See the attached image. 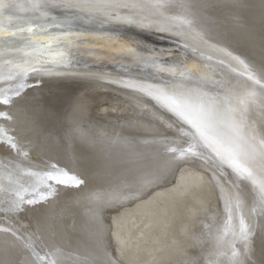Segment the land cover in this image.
<instances>
[{
    "label": "snow or ice",
    "instance_id": "obj_1",
    "mask_svg": "<svg viewBox=\"0 0 264 264\" xmlns=\"http://www.w3.org/2000/svg\"><path fill=\"white\" fill-rule=\"evenodd\" d=\"M221 8L228 11V27L211 36L201 28V20L207 15L204 23L211 28L216 23L212 18ZM112 25L174 38L184 58L174 59L170 50L146 48L139 40L116 34ZM257 27L264 52V0H229L224 4L217 0H0V104L9 109L0 113L9 125L0 127V153L13 157L7 162L0 160V217L4 218L0 221V264H67L66 249L55 227L48 226L46 220L36 225L24 221L29 205L55 194L51 185L44 191L39 185L52 181L81 189L87 187L89 178L48 163L45 167L50 170L41 176L26 168L23 160L16 163L15 159L23 146L34 152L51 147L29 139L34 128L25 116L27 77H96L88 71L74 70L80 62L78 56L135 57L138 63L168 74L167 80L147 87L113 81L146 92L158 110L170 114V131L156 134L162 140L135 141L145 151L120 162L126 180L152 184L163 171L195 164L207 155L236 178L233 184L238 189V203L233 206L230 197L227 210L229 221L234 215L239 218L238 231L236 226L231 228L233 234L241 242L253 234L251 219L246 224L242 214L239 202L243 200L253 212L259 209L264 241V58L249 64L241 58L244 52L235 54L239 49L233 43L237 31L255 43ZM205 52L211 55L205 57ZM217 57L215 67L230 72L235 71L233 65L243 67L244 78L230 79L216 72L213 60ZM202 68L212 71L215 80L202 73ZM56 107L53 100L52 108ZM169 135L177 139L169 140ZM149 150L154 155H149ZM124 191L133 189L117 184L110 198L118 200ZM91 198L100 197L93 193ZM93 252L91 256L82 252L74 264H123L119 258L109 257L106 248V259L99 258V249ZM241 255L246 253L233 251L232 264H245ZM259 264H264V259Z\"/></svg>",
    "mask_w": 264,
    "mask_h": 264
},
{
    "label": "bare ground",
    "instance_id": "obj_2",
    "mask_svg": "<svg viewBox=\"0 0 264 264\" xmlns=\"http://www.w3.org/2000/svg\"><path fill=\"white\" fill-rule=\"evenodd\" d=\"M217 2L224 4L229 0ZM228 15L227 9L221 8L212 18L216 23L211 28L204 23L207 15L200 26L215 36L222 27H228ZM110 28L116 34L139 40L146 48L170 50L175 54L174 59L184 58L174 38H161L151 32L138 33L117 25ZM233 35V43L239 49L236 55L244 52L241 58L249 64L259 63L264 58L258 27L255 43L243 32ZM208 55L211 52H205V57ZM77 59L80 62L74 65V70L88 71L96 77L34 78L31 74L27 77L25 116L33 122L34 128L29 139L51 147L44 152H34L23 146L15 162L23 160L26 168L41 176L50 170L45 167L46 163L56 164L61 171L71 169V174L84 173L89 183L81 189L52 181L39 185L40 191L51 185L55 194L29 205L28 219L24 223L31 220L36 225L46 220L48 226H54L59 242L66 249L67 264H74L82 252L95 255L94 249L100 250L99 258L106 259L105 248L109 257L119 258L123 264H211L212 261L232 264L233 251L246 253L241 255L245 264L248 261L259 264L264 259L259 209L253 212L247 201L239 202L245 223L251 219L253 225L248 241L241 242L231 230L236 226L238 231L239 218L234 215L231 221L228 219L229 198L232 197L233 206L238 203L235 199L238 189L233 184L236 178L229 175L230 170L205 155L195 164H182L180 167H188L185 172H179V177H176L178 169L165 170L152 184H146L126 180V170L119 167L121 161L145 151L135 141L163 139L156 134L170 131L167 129L170 114L158 110L146 92L113 81L147 87L167 80L168 74L160 73L147 63H138L135 57L78 56ZM217 60L218 57L213 60L214 67ZM233 67L234 72L218 67L215 71L227 78L242 80L245 69ZM201 71L215 80L212 71L203 68ZM53 100L57 102L56 109L52 108ZM102 102H106L112 112L103 108L104 114L98 113ZM74 109L77 110L75 115ZM8 112V107L0 104V113ZM0 127H9L3 115H0ZM168 139L177 138L169 135ZM149 155L154 152L149 150ZM12 159L7 153H0V160ZM117 184L122 188L131 187L133 191H124L118 200H112V190ZM93 193L100 198L92 199ZM3 219L0 217V221ZM2 239L0 236V241ZM125 252L129 253L130 260L124 258Z\"/></svg>",
    "mask_w": 264,
    "mask_h": 264
},
{
    "label": "rangeland",
    "instance_id": "obj_3",
    "mask_svg": "<svg viewBox=\"0 0 264 264\" xmlns=\"http://www.w3.org/2000/svg\"><path fill=\"white\" fill-rule=\"evenodd\" d=\"M105 103V104H104ZM102 105H105L106 107H102ZM99 109L97 110V112L98 113H101V114H104V110H103V108H105V110L106 111H108V112H112V109L109 107V105L106 103V102H102V103H100L99 104V107H98ZM186 167H188V166H182V167H179L178 168V170L176 171V177L178 176L179 177V175H180V171H184L185 169H186ZM183 168V169H182ZM185 172V171H184ZM126 253V252H125ZM124 253V254H125ZM128 252L125 254V257L124 258H126L127 260H130V257H128Z\"/></svg>",
    "mask_w": 264,
    "mask_h": 264
}]
</instances>
